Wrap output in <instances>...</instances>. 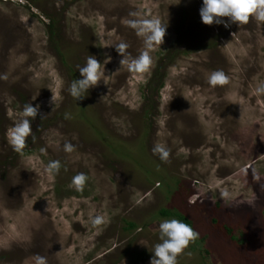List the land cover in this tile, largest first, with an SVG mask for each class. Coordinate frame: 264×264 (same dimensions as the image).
<instances>
[{"label":"rangeland","instance_id":"1","mask_svg":"<svg viewBox=\"0 0 264 264\" xmlns=\"http://www.w3.org/2000/svg\"><path fill=\"white\" fill-rule=\"evenodd\" d=\"M202 4L0 0V264H150L159 223L181 220L163 210L199 233L177 264H264V22L206 25ZM133 18L167 24L144 73L114 46L144 50ZM89 55L102 79L76 100ZM218 69L229 83L212 87ZM26 103L45 116L16 152L7 133ZM80 172L82 192L69 186Z\"/></svg>","mask_w":264,"mask_h":264},{"label":"clouds","instance_id":"2","mask_svg":"<svg viewBox=\"0 0 264 264\" xmlns=\"http://www.w3.org/2000/svg\"><path fill=\"white\" fill-rule=\"evenodd\" d=\"M199 11L201 20L206 25L223 23L225 27H229L231 23L247 24L251 18H255L258 22H264V0H203ZM130 15L136 17L137 14L130 13ZM125 24L135 30L137 35L143 39L144 50L138 56L131 57L127 53L129 47L127 43L114 44L115 50L122 56L120 65L126 66L129 72L144 73L152 65L150 50L156 45L161 46L164 43L167 24H163L159 18H133L125 21ZM78 69L82 78L73 80L68 91L74 99L82 100L91 87L99 84L103 73L101 72V62L93 55H89L86 58V63L83 66H78ZM207 82L212 87L224 86L229 83V77L223 70L218 69L209 74ZM256 92L264 93V83L257 87ZM52 101L54 102V95ZM38 114L41 119L45 116L39 113V105L33 106L32 103H26L19 118L8 129V142L14 151L22 152L26 147L27 138L32 134L31 121L35 120ZM65 118L70 117L66 114ZM64 150L71 153L74 150V145L71 142H66ZM153 152L159 154L162 160L167 161L169 150L164 145L156 144L153 147ZM48 167L50 171L54 170L58 173L61 165L59 161H53ZM87 181L88 176L80 172L73 176L69 186L82 192ZM221 195L226 197L228 194L224 192ZM89 219L94 227L104 223L102 215H91ZM159 237L161 242L154 245L152 250L154 255L150 259V264H177V257L190 243L199 238V233L181 220L170 219L159 223ZM33 260L34 264H48L47 258L39 254L34 255Z\"/></svg>","mask_w":264,"mask_h":264},{"label":"trees","instance_id":"3","mask_svg":"<svg viewBox=\"0 0 264 264\" xmlns=\"http://www.w3.org/2000/svg\"><path fill=\"white\" fill-rule=\"evenodd\" d=\"M53 29H51V31H52ZM54 32V31H53ZM52 32V33H53ZM162 213L164 214V215H172V214H174V215H178L179 216V218L183 221V222H185V223H187V224H190L191 222H190V220L187 218V217H185L184 215H182V214H180V213H178V212H171L170 210H163L162 211Z\"/></svg>","mask_w":264,"mask_h":264}]
</instances>
